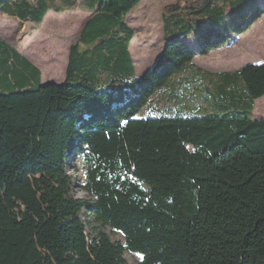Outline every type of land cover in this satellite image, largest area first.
<instances>
[{
  "label": "trees",
  "instance_id": "trees-1",
  "mask_svg": "<svg viewBox=\"0 0 264 264\" xmlns=\"http://www.w3.org/2000/svg\"><path fill=\"white\" fill-rule=\"evenodd\" d=\"M42 1L15 5L40 22L49 9ZM139 1L97 0L80 35L95 50L71 47L60 86L34 85L0 44V90L20 89L0 94V264H126L125 251L141 255L138 264H264V121L251 120L264 64L222 74L212 113L179 116L150 104L141 115L190 64L193 32L207 54L264 10L258 0H235L230 15L216 0L166 7L164 47L138 78L122 20ZM102 71L110 72L105 86L96 82ZM72 158L92 202L73 195ZM84 210L124 244L97 229L87 236Z\"/></svg>",
  "mask_w": 264,
  "mask_h": 264
},
{
  "label": "rangeland",
  "instance_id": "rangeland-1",
  "mask_svg": "<svg viewBox=\"0 0 264 264\" xmlns=\"http://www.w3.org/2000/svg\"><path fill=\"white\" fill-rule=\"evenodd\" d=\"M38 1L31 0V4L37 6ZM43 1H46L49 9L40 22L22 18L15 5L16 0H10L6 6L1 7L0 44L14 53L34 85L44 86L50 84L48 82H56L51 84L60 86L66 81L71 47H77L78 53L82 54L91 46L94 49L97 45L86 44L90 46L88 47L80 43L81 32L95 12L92 11V16L89 17L87 7L90 5V0ZM234 1L216 0V6L226 9L225 13L230 15V5ZM177 3L180 4L178 9L180 10L184 5L183 1L140 0L124 16L122 20L124 26L132 31L126 50L132 61L136 77L141 78L154 67L164 47L163 15L169 16L165 8L175 6ZM255 5L256 3L253 6ZM258 5L264 10V0H259ZM263 15L264 13L260 17ZM226 20L228 22L230 18L227 17ZM249 28L251 30L249 35L247 33L243 38H236V35L230 33V38L228 37L220 48L210 50L207 54H200V48L203 45L196 39L193 32L192 36L185 40V44L194 54L190 64L172 76L161 89L156 90L151 97L152 101L141 109V115L145 113L142 112L143 110L150 108V104L158 108L160 112H163V108H168L179 116H201L214 112L212 102L218 100L216 97L220 95L215 84L219 82L218 79L222 74L234 73L247 65L264 64L262 63L264 62V17L261 19L258 17ZM120 35L123 37V34ZM94 56L96 57L92 54L90 58H86L93 62ZM99 58L106 59L103 55H99ZM109 75V71H102L97 75L99 78L96 82L105 83V86ZM71 83L77 84V82ZM29 88L31 86L25 87V89ZM8 90H0V94L17 92L20 89L14 87ZM175 94H182V98L178 100L174 97ZM252 103L251 120L264 121V95L254 99ZM188 149L192 151L191 147ZM69 173L74 178L73 195L78 199L92 202L94 196L85 192L81 187L85 182L86 171L79 159L72 158ZM84 212L85 222L83 224L87 236L92 234V229H97L104 233L111 242L124 244V237L120 232L112 230L109 226L100 225L86 210ZM123 258L126 264H138L142 257L139 254L125 251Z\"/></svg>",
  "mask_w": 264,
  "mask_h": 264
},
{
  "label": "crops",
  "instance_id": "crops-1",
  "mask_svg": "<svg viewBox=\"0 0 264 264\" xmlns=\"http://www.w3.org/2000/svg\"><path fill=\"white\" fill-rule=\"evenodd\" d=\"M258 2H259V0H258ZM259 6V5H258ZM96 7H97V2H96V0H94L93 1V3H92V0H90V5H89V7H87V11H89V14H90V16L89 17H91L92 16V11H95L96 10ZM260 7V6H259ZM264 17V15L263 16H261L259 19H261V18H263ZM258 22V21H257ZM256 22V23H257ZM29 28H31L30 26H29ZM250 28L248 29V30H246L242 35H239V36H236V38H243L244 36H246V34L248 33V35L250 34ZM247 35V36H248ZM230 38V37H229ZM233 41V40H232ZM229 42V41H228ZM234 42V41H233ZM228 46H230L231 47V45H228ZM262 63H264V62H262ZM48 83H56V82H48Z\"/></svg>",
  "mask_w": 264,
  "mask_h": 264
},
{
  "label": "water",
  "instance_id": "water-1",
  "mask_svg": "<svg viewBox=\"0 0 264 264\" xmlns=\"http://www.w3.org/2000/svg\"><path fill=\"white\" fill-rule=\"evenodd\" d=\"M51 84V83H50Z\"/></svg>",
  "mask_w": 264,
  "mask_h": 264
}]
</instances>
